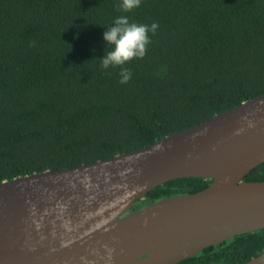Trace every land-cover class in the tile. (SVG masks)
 I'll list each match as a JSON object with an SVG mask.
<instances>
[{"label": "trees", "instance_id": "1", "mask_svg": "<svg viewBox=\"0 0 264 264\" xmlns=\"http://www.w3.org/2000/svg\"><path fill=\"white\" fill-rule=\"evenodd\" d=\"M0 0V183L89 165L149 146L264 94V0ZM119 15L158 24L142 59L102 69L103 32ZM244 181L264 182V162ZM175 179L120 217L204 190ZM264 229L177 264H243Z\"/></svg>", "mask_w": 264, "mask_h": 264}, {"label": "water", "instance_id": "2", "mask_svg": "<svg viewBox=\"0 0 264 264\" xmlns=\"http://www.w3.org/2000/svg\"><path fill=\"white\" fill-rule=\"evenodd\" d=\"M264 94L141 149L0 183V264H177L264 229ZM202 191L120 217L163 183ZM243 264H264V250Z\"/></svg>", "mask_w": 264, "mask_h": 264}, {"label": "clouds", "instance_id": "3", "mask_svg": "<svg viewBox=\"0 0 264 264\" xmlns=\"http://www.w3.org/2000/svg\"><path fill=\"white\" fill-rule=\"evenodd\" d=\"M142 0H119L118 7L125 13L132 12L140 7ZM158 24L151 25L130 22L129 16H117L110 27L102 34L106 44L111 45V50L101 59L102 69L120 68V83L126 84L132 73L124 67L134 59H142L150 44L149 32L155 33Z\"/></svg>", "mask_w": 264, "mask_h": 264}]
</instances>
